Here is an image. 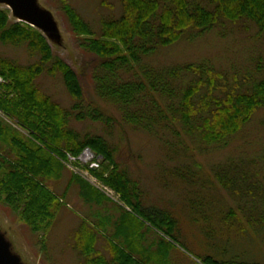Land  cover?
<instances>
[{
  "label": "trees",
  "instance_id": "1",
  "mask_svg": "<svg viewBox=\"0 0 264 264\" xmlns=\"http://www.w3.org/2000/svg\"><path fill=\"white\" fill-rule=\"evenodd\" d=\"M59 1L79 45L98 58L90 70L94 98L86 97L76 71L54 54L41 31L10 20V10L0 8V43L25 45L35 58L21 64L0 52V201L31 232L44 231L63 206L61 197L49 188L50 180L67 170L61 160L91 149L99 157L91 173L125 206L110 203L99 189L71 174L68 182L77 184L86 203L106 199L112 209L106 211L108 216H116L108 220L95 212L87 217L90 221L81 220L70 244L77 264H171V244L159 232L158 241L147 239L145 222L132 216L130 209H142L147 223L174 241L179 239L174 232L177 223L156 211V216L147 214L140 188L118 162L117 147L100 134L80 132L73 123L88 120L111 130L112 108L121 123L159 140L171 161L187 155L189 143L199 150L226 147L258 112L264 119V54L254 61L252 71L240 77L222 73L207 59L155 66L150 58L162 48L193 42L227 24L242 31L252 26L264 41V0H119L120 15L101 18L99 34L67 0ZM44 73L61 75L70 106L41 90L36 81ZM211 169L214 181L206 178L199 164L180 162L167 170L211 198L195 202L197 208L211 209L209 217L206 213L202 217L204 233L213 239L218 234L215 239L225 244L253 228L264 232V147L254 159L229 158ZM218 185L236 206L217 194ZM207 218L213 227L208 228ZM108 223L125 246L103 237L96 228ZM213 254L204 255L200 264H261Z\"/></svg>",
  "mask_w": 264,
  "mask_h": 264
},
{
  "label": "rangeland",
  "instance_id": "2",
  "mask_svg": "<svg viewBox=\"0 0 264 264\" xmlns=\"http://www.w3.org/2000/svg\"><path fill=\"white\" fill-rule=\"evenodd\" d=\"M31 1L36 11L48 19L47 22L39 23L34 27L46 37L54 54L64 59L76 71L86 97L94 98L90 70L98 58L79 45L78 36L68 24L59 0ZM67 1L90 23L95 34H99L101 31V18H114L121 13L119 0ZM0 8L9 9L3 0H0ZM9 17L12 21H22L15 16L12 9H10ZM0 52L21 64L30 63L35 59L28 55L25 45L11 46L0 43ZM261 53L264 54V41L256 36L254 27L251 26L248 31H242L232 24H227L221 29H215L198 37L193 42L184 40L162 48L150 58V61L155 66H162L207 59L215 69L222 73L240 77L249 70H253L254 61ZM36 83L43 92L52 96L61 105H71L72 99L60 74L51 76L44 73ZM109 112L114 118L111 130L102 124L88 120L74 121L73 125L82 133L100 134L113 143L117 147L118 162L129 171L130 176L141 190V202L146 207L144 211L151 216H156L154 214L156 212L162 213L177 223L174 232L179 239L174 241L147 223L142 209H130L132 216L145 222L143 233L149 234L147 239L152 238L158 241L157 232H159L171 244L169 255L171 264H200V259L210 253H214L213 255L216 254L220 258L254 260L264 264L263 231L250 229V232L241 237L230 239L225 244L221 238L215 239L218 234L217 236L214 234V239L207 236L204 233L205 225L202 217H204V213L209 217L211 209L209 206L197 208L195 202H209L211 198L202 191H194L189 185L179 181L177 177L167 174V170L171 166L187 162L192 165L199 164L206 178L209 177L214 181L211 169L213 166L224 163L229 158H256L264 147L263 113L258 112L252 122L235 135L226 147L212 146L206 150H199L197 146L189 143L187 155L171 161L167 160L163 144L159 140L121 123L120 115L114 109L109 108ZM90 152L85 156V159L82 157L84 153L82 151L77 157L68 155L67 158L61 160L67 170L59 179H51L49 188L61 197L63 206L58 209L44 231L38 232V234L31 232L23 220L0 201V233L9 242L11 252L17 255L23 264H77V255L70 244L73 242L71 236L81 220L90 218L95 212L108 220H116L114 214L112 218L108 216L111 214L106 212L109 209L112 210L106 199L101 198V202L89 204L79 196L77 184L68 182L71 174L79 176L94 188L99 189L110 203L115 202L122 207L125 206L117 193L102 184L91 173V170L97 169L99 159L92 150ZM218 187V193H216L222 195L233 207L236 206V202L229 197V194L219 185ZM218 202L220 203V200ZM115 211L116 209H113L111 212L116 214ZM206 222L209 223L208 228L213 227L209 218ZM163 226L165 229L169 227L165 223ZM96 228L103 237L125 246L115 237L114 226L108 223L97 225ZM145 240L143 247L146 246ZM127 250L131 251L130 248Z\"/></svg>",
  "mask_w": 264,
  "mask_h": 264
},
{
  "label": "water",
  "instance_id": "3",
  "mask_svg": "<svg viewBox=\"0 0 264 264\" xmlns=\"http://www.w3.org/2000/svg\"><path fill=\"white\" fill-rule=\"evenodd\" d=\"M7 7L12 9L15 16L22 21L35 26L39 23L47 22V17L40 14L34 8L31 0H3ZM0 264H23L19 257L10 250V245L0 233Z\"/></svg>",
  "mask_w": 264,
  "mask_h": 264
},
{
  "label": "built area",
  "instance_id": "4",
  "mask_svg": "<svg viewBox=\"0 0 264 264\" xmlns=\"http://www.w3.org/2000/svg\"><path fill=\"white\" fill-rule=\"evenodd\" d=\"M0 81H1V79H0ZM88 152H90V151H88V149H85L84 150V153L82 154V157L85 159V156H87L89 153ZM91 153V152H90Z\"/></svg>",
  "mask_w": 264,
  "mask_h": 264
}]
</instances>
